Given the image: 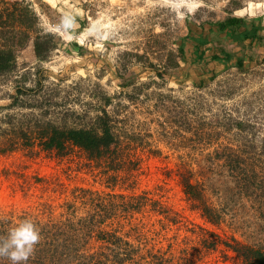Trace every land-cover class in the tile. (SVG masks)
Returning <instances> with one entry per match:
<instances>
[{
    "label": "rangeland",
    "instance_id": "374dc122",
    "mask_svg": "<svg viewBox=\"0 0 264 264\" xmlns=\"http://www.w3.org/2000/svg\"><path fill=\"white\" fill-rule=\"evenodd\" d=\"M27 1L57 47L0 78V214L95 228L93 251L104 246L97 236L114 230L141 253L160 250L163 264H241L225 259L221 238L264 242V221L215 154L246 139L264 147V40L248 47L252 64L241 71L233 61L209 65L207 57L215 46L242 50L211 30L227 15L254 20L264 33V0H89L86 8L80 0ZM66 17L74 20L67 30L60 27ZM104 102L137 160L130 179L123 169L113 181L105 163L76 146L58 154L14 138L8 147L22 135L19 126L38 118L86 125ZM183 168L201 172L210 201L225 212L219 224L185 199ZM109 192L122 193L118 201L144 196L143 209L125 213ZM157 200L166 216L154 209ZM108 210L113 216L104 219ZM208 240L217 245L208 248Z\"/></svg>",
    "mask_w": 264,
    "mask_h": 264
},
{
    "label": "trees",
    "instance_id": "16d2710c",
    "mask_svg": "<svg viewBox=\"0 0 264 264\" xmlns=\"http://www.w3.org/2000/svg\"><path fill=\"white\" fill-rule=\"evenodd\" d=\"M80 1L84 8L90 2ZM216 26V32L224 33V37L231 39L234 45H240L242 50L237 54V51L227 50L222 46L212 47L214 53L207 63L210 65L212 61H229L235 58L233 66L239 71L252 64L253 56L247 49L254 46V40H264L260 26L256 25L254 20L246 21L244 17L234 15H227L218 20ZM55 38L54 32L46 31L40 25L39 16L30 1L0 0V78L16 74L20 67L31 60L48 59L57 47ZM248 38L251 39L249 44H244V40ZM158 74L162 76L161 72ZM109 101L110 98L107 97L106 102ZM234 123L240 131L244 129V121L236 120ZM229 128L227 127L226 131H229ZM19 131L22 135L12 137L9 148L19 139H26L24 144L30 145V148L37 146L40 150L55 151L58 154H64L76 146L83 150L89 159L105 163L102 171H113L107 175L114 179L113 181L118 170L128 169L129 176L126 178L133 176L134 167L129 164L135 165L137 160L126 152L128 146L124 142V135L118 130L116 120L109 113L105 102L89 124L70 126L50 118H38L25 128L19 126ZM251 140L246 139L240 145L228 142L223 150L217 151L215 155L223 160L227 181L235 186L241 197L251 203L252 208L254 206L256 217L264 221V147L257 150L251 145ZM261 140L264 145V137ZM200 173L191 168L178 169L177 174L185 199L191 208L200 211L208 222L219 224L225 212L210 201L206 182L197 178ZM108 194L111 200L124 197L122 193ZM144 199V196L132 194L129 198L125 196V200L116 201L127 213L142 210ZM156 207L154 209L164 216L169 212L160 200L156 201ZM108 211L107 215L102 214L104 219L113 216L111 210ZM20 219L31 218L24 214ZM32 221L39 228L42 239L27 264H163L160 262H163L164 254L160 250L151 249L145 254L141 253L139 244L124 239L114 230L103 231L100 237L97 236L103 240L104 246L93 251L88 242L93 237L92 229L95 228H64V225L70 221L72 223V220H67L68 223L60 219L46 223L40 220ZM19 222H15L11 216L0 214V236H6L10 228ZM220 241L224 245L225 259L234 257L241 264H264V242L245 241L235 236L230 239L221 238ZM207 243V247L212 249L217 245L214 240H208ZM146 257L149 259L146 260ZM0 264H10V261L0 257Z\"/></svg>",
    "mask_w": 264,
    "mask_h": 264
},
{
    "label": "clouds",
    "instance_id": "9594fccd",
    "mask_svg": "<svg viewBox=\"0 0 264 264\" xmlns=\"http://www.w3.org/2000/svg\"><path fill=\"white\" fill-rule=\"evenodd\" d=\"M73 24L74 20L66 17L60 27L67 30ZM41 239L40 230L31 219L21 220L10 228L6 236H0V257L9 260L10 264H27Z\"/></svg>",
    "mask_w": 264,
    "mask_h": 264
},
{
    "label": "crops",
    "instance_id": "0c3cea01",
    "mask_svg": "<svg viewBox=\"0 0 264 264\" xmlns=\"http://www.w3.org/2000/svg\"><path fill=\"white\" fill-rule=\"evenodd\" d=\"M256 23V22H255ZM256 25H258L257 23H256ZM216 28H217V26H216ZM216 28L215 27H213V28H211V30L213 31V32H216ZM261 28V27H260ZM261 32L263 33V29H261ZM223 37H224V33H220ZM264 34V33H263ZM224 38H226V39H229V38H227V37H224ZM230 40V39H229ZM250 40L251 39H245L244 40V44H249V42H250ZM253 44H254V46H259V42H257L256 40H254L253 41ZM234 45V44H233ZM236 46V49H239V48H241V46L240 45H235ZM212 50V54L214 53V50H213V48L211 49ZM206 53L207 52H205V55H206ZM241 53V50H237V54H240ZM212 54H210L208 57H207V59L209 60L211 57H212ZM204 55V56H205ZM234 59L235 58H233V59H231V60H229V61H233L234 62ZM219 61H225V60H219ZM215 61H212L210 64H212V63H214ZM228 62V61H227ZM217 63V62H216Z\"/></svg>",
    "mask_w": 264,
    "mask_h": 264
}]
</instances>
